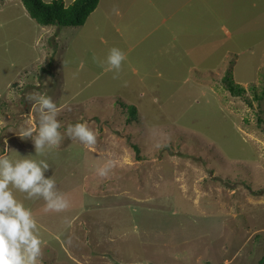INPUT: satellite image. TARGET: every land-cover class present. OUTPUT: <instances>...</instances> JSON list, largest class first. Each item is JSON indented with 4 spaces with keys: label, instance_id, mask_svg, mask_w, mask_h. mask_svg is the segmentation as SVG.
Wrapping results in <instances>:
<instances>
[{
    "label": "rangeland",
    "instance_id": "obj_1",
    "mask_svg": "<svg viewBox=\"0 0 264 264\" xmlns=\"http://www.w3.org/2000/svg\"><path fill=\"white\" fill-rule=\"evenodd\" d=\"M112 47L119 73L99 63ZM263 86L264 0H99L79 26L0 0V154L46 160L69 201L45 211L13 189L37 222L38 264H258ZM28 94L58 107L62 139L43 155L17 135L37 123ZM78 122L94 145L67 137Z\"/></svg>",
    "mask_w": 264,
    "mask_h": 264
},
{
    "label": "clouds",
    "instance_id": "obj_2",
    "mask_svg": "<svg viewBox=\"0 0 264 264\" xmlns=\"http://www.w3.org/2000/svg\"><path fill=\"white\" fill-rule=\"evenodd\" d=\"M124 60V52L112 47L99 63L119 73ZM25 98L38 113L37 123L34 128L22 129L17 135L21 139L31 138L35 155H43L46 149L59 145L62 139L58 107L46 94H28ZM65 133L68 138L84 145L96 143V134L86 123L69 124ZM7 144L5 138L4 151L13 150ZM31 155H21L23 158L13 160L0 154V264H38L41 257L42 241L37 222L32 211L14 196L13 189L26 193L27 199L42 198L45 211L59 212L69 206L68 199L57 190L52 176H45L49 164L44 159L29 158ZM111 166L109 161L97 169L98 174L107 175Z\"/></svg>",
    "mask_w": 264,
    "mask_h": 264
},
{
    "label": "trees",
    "instance_id": "obj_3",
    "mask_svg": "<svg viewBox=\"0 0 264 264\" xmlns=\"http://www.w3.org/2000/svg\"><path fill=\"white\" fill-rule=\"evenodd\" d=\"M99 0H73L70 4L65 5L63 0H22V3L28 12L29 16L41 25H56V26H79L84 24L88 15L97 7ZM225 88L235 96H240L245 92V88L233 81L226 75L223 77ZM250 88L253 89V86ZM264 94V86L260 94L256 98H261ZM129 121L136 119V109L134 105L127 107ZM132 148L137 152L138 146L131 143ZM264 255L259 260L261 264Z\"/></svg>",
    "mask_w": 264,
    "mask_h": 264
},
{
    "label": "crops",
    "instance_id": "obj_4",
    "mask_svg": "<svg viewBox=\"0 0 264 264\" xmlns=\"http://www.w3.org/2000/svg\"><path fill=\"white\" fill-rule=\"evenodd\" d=\"M9 1L13 2L14 0H9ZM48 1H49V0H48ZM68 1H69L68 3H70V2H72L73 0H68ZM1 4H4V3L2 2ZM178 10H179V8H178Z\"/></svg>",
    "mask_w": 264,
    "mask_h": 264
},
{
    "label": "water",
    "instance_id": "obj_5",
    "mask_svg": "<svg viewBox=\"0 0 264 264\" xmlns=\"http://www.w3.org/2000/svg\"><path fill=\"white\" fill-rule=\"evenodd\" d=\"M261 264H264V259L262 260Z\"/></svg>",
    "mask_w": 264,
    "mask_h": 264
}]
</instances>
